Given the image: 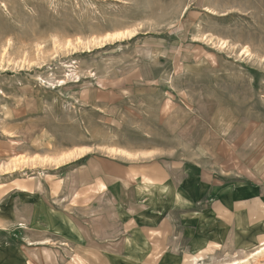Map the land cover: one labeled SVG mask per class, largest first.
<instances>
[{"label": "rangeland", "instance_id": "obj_1", "mask_svg": "<svg viewBox=\"0 0 264 264\" xmlns=\"http://www.w3.org/2000/svg\"><path fill=\"white\" fill-rule=\"evenodd\" d=\"M260 245L264 0H0V264Z\"/></svg>", "mask_w": 264, "mask_h": 264}, {"label": "bare ground", "instance_id": "obj_2", "mask_svg": "<svg viewBox=\"0 0 264 264\" xmlns=\"http://www.w3.org/2000/svg\"><path fill=\"white\" fill-rule=\"evenodd\" d=\"M72 152L73 151L65 153V156L69 157L70 155H72ZM78 152H80V151H78ZM80 154H82V153H80ZM263 254H264V245H260L257 248H255V250L247 253L244 257L233 259L232 261H230V263H227V264H250V262H251L250 260H255L256 258L260 257Z\"/></svg>", "mask_w": 264, "mask_h": 264}, {"label": "crops", "instance_id": "obj_3", "mask_svg": "<svg viewBox=\"0 0 264 264\" xmlns=\"http://www.w3.org/2000/svg\"><path fill=\"white\" fill-rule=\"evenodd\" d=\"M231 230H234V220L232 219V223H231Z\"/></svg>", "mask_w": 264, "mask_h": 264}]
</instances>
